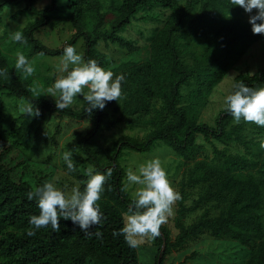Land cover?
I'll return each mask as SVG.
<instances>
[{"label": "trees", "instance_id": "trees-1", "mask_svg": "<svg viewBox=\"0 0 264 264\" xmlns=\"http://www.w3.org/2000/svg\"><path fill=\"white\" fill-rule=\"evenodd\" d=\"M194 1L199 3V9L192 16ZM84 2L82 0L81 4ZM32 3L33 0H0V7L6 5L15 8L25 4L23 9L15 12V17L24 16L27 21L24 31H28L24 35L28 44L17 45L25 46L31 56L47 53L62 55L64 47L50 50L34 38V33L44 24L39 17L48 20V16H45V11L35 10ZM85 4L83 9L77 11L74 19L76 35L68 43L75 46L82 38L85 59L94 58L105 68L116 61L117 54H107L99 48L101 39L109 44H121L127 55L133 57L142 54V51H135L144 45L149 46L148 56L143 61L128 69L114 71L126 74L123 86L126 95L119 103L110 101L104 110H97L91 116L92 128L78 146L85 158L77 159L75 170H69L82 189L87 180V174L79 172L82 164L86 163L89 167L94 165L97 170L116 165L99 201L106 219L102 225L93 228V231H101L103 236H84L71 220H61L59 231L54 232L49 226L38 230L34 236L27 235L31 227L28 220L39 213L35 200L29 201L27 193L39 183L33 186L28 181L13 179V170L7 167L8 162L4 158L10 148L2 140L3 122L0 120V232L8 227H14L17 232L0 241L1 245L14 251L10 253L11 261L0 264H139L136 249L130 248L123 236H112V231L121 226L122 213L127 211L131 202L125 187V170L119 159L124 150L148 154L154 149H170L186 162H195L192 168L184 172L185 178L182 177L177 183L182 199L177 201L175 226L178 234L175 240H171L170 230L164 225L160 229L161 235L152 240L158 249H162V256L156 259L155 264H162L164 257L172 250L183 249L186 243L203 235L238 242L250 250L246 264H264V156L242 155L235 151L240 146L247 151L250 142L257 145L244 138V122L236 124L223 111L212 126L199 119L192 103L190 106H180L183 88L193 86L189 96L191 100L199 101L196 105L210 99L209 94L228 76L227 70L233 57L244 52L247 42L239 40L243 39V34L248 35L249 27L239 21L242 10L231 8L230 0H186L184 6H177V0H87ZM53 9L54 0L47 7V10ZM105 9L117 10L118 15L109 24L108 34L102 37L98 26L107 12ZM162 13L167 14L165 18ZM121 15L124 19L119 21ZM145 18L152 20L151 25L157 23L162 27L139 30L140 35H145L141 37L145 40L141 47L128 44L126 39L119 36V28L130 26L132 22L144 24ZM186 18L189 21L185 32L192 38L202 39L204 49L202 58H194L190 66H185L178 56V50L183 49L180 44L169 38V33L176 31ZM5 56L0 55V67H7ZM236 77L251 86L264 84V71L252 75L238 74ZM0 94L26 103H36L40 109L59 118L75 121L90 119L83 110L85 106L78 111L71 108L59 110L54 103L34 97L10 71L9 75L0 77ZM157 99L161 100V111L165 113V118L160 120H157L159 114L153 112ZM115 105L119 117L111 120L109 110ZM151 112L154 113L153 127L144 138L124 135L109 152L103 153L105 156L94 148L93 144L101 131L120 123L131 128L145 126L148 121L145 116ZM22 118L24 121L28 119L26 115ZM198 136L210 143L214 140L225 145L221 152L214 147L212 162L197 159L198 151L203 148L195 143ZM194 189L198 191V198L187 207L185 202ZM241 206L244 208L243 214ZM247 206L250 211L246 209ZM199 212L201 214L189 225L182 223L188 215Z\"/></svg>", "mask_w": 264, "mask_h": 264}, {"label": "rangeland", "instance_id": "rangeland-1", "mask_svg": "<svg viewBox=\"0 0 264 264\" xmlns=\"http://www.w3.org/2000/svg\"><path fill=\"white\" fill-rule=\"evenodd\" d=\"M53 0H33V8L37 11H45V16H48L46 20L43 16L39 17V21H43L44 24L34 33V38L38 39L40 43L50 50H58L63 48L66 44L72 41L76 35L74 27V19L77 16V11L83 9L87 0H84V4H81L82 0H54V9L47 10ZM199 2V0H198ZM186 0H177V6H184ZM194 12L192 16L199 9V3L194 1ZM25 7V4H21L18 7L9 8V20L5 23L4 18H0V55H7L6 63L8 70L17 77L34 97L42 98L54 103V99L50 95L46 94V88L51 85L55 78V72L57 65L62 60V55L59 54H44L43 56H31L25 46L20 47L10 38L9 30H22L26 35L27 31H24L27 27V21L24 16H16L15 12ZM175 9V5L173 7ZM106 10V9H105ZM107 11V10H106ZM256 10L253 9V13ZM163 15L165 13H162ZM117 10L107 11L102 19L101 24L98 26V31L102 37L108 34L107 29L109 24L114 21L117 17ZM167 15V14H166ZM163 16V18L166 17ZM122 16V15H121ZM191 16V17H192ZM249 14L244 10L239 16V21L248 23ZM34 18H32L33 20ZM124 18L119 19L122 21ZM139 19V18H137ZM141 19V18H140ZM136 21V20H135ZM189 19H185L184 23L174 32L169 33L170 40L175 41L183 49L178 50V56L182 59L185 66H190L194 63V58H202L204 49L202 39H196L190 37L186 31V25ZM152 20L144 19V24L139 22H132L130 26L126 25L123 29L119 28V36L122 39H126L127 43L138 44L140 46L144 44L145 40L141 37L139 30L142 31L144 28L148 31L153 27H162V24L157 23L151 25ZM9 29V30H8ZM135 40L136 43L132 40ZM108 43V46L106 44ZM75 47L78 52L83 54L84 42L82 38L78 39ZM248 47L244 53L246 55H235L231 60V65L227 70V75L238 74H253L260 68H264V52L260 47L255 46ZM99 48L107 54H117L118 58L111 64L107 69L114 71H121L128 69L129 66L143 61L147 58L149 53V46H143L142 49L135 51H142L141 56H131L126 53V50L121 47V44H109L108 41L103 39L99 42ZM19 49L28 56L33 66L35 67V73L27 78H24L19 71L15 70V52ZM145 57V58H144ZM226 75V76H227ZM234 80L228 76L209 94L210 99H205L199 105H196L198 100H191L189 96L190 88L182 89V102L180 106H190L191 103L194 105V113L199 117L200 120L207 122L214 126L215 119L219 114L224 111L223 97L231 90V85ZM2 103H0V120L3 122L2 127V140L5 142V146L10 148L9 154L4 158L8 162V168L13 170V179H21L28 181L34 186L36 183H40L53 176L58 177V183L60 185L67 184L69 190L72 186L80 184L74 175L69 173L65 162L62 159L61 153L69 148L73 151L74 163L78 160H82L85 156L79 151L78 146L80 145L81 139L90 132L92 128V118H88L83 121H75L68 118H59L54 114L47 113L40 109L41 115L39 117H33L31 119L23 120L22 116L24 113L19 111V105L26 103L23 100H17L16 98H8L0 94ZM78 99L74 100L73 104L69 107L72 110H81L84 105L82 101L83 97L78 94ZM81 99V100H80ZM161 100L157 99L154 101L153 112L158 113L160 120L165 118V113L161 111ZM146 115L147 125L145 126H134L120 123L107 130H103L100 133V137L93 144L94 148L99 149L102 154L109 152V149L113 147L118 139L124 135L132 137L144 138L145 134L149 131L152 126L154 119H152L154 113ZM110 119L115 120L119 117V113L116 111V105L109 110ZM143 115V114H142ZM242 123V122H241ZM243 134L245 139L252 140L257 143L254 145L250 142L247 147V151L243 146H240L237 153L242 155H255L264 156V148L261 147V141H264V127H257L255 124L245 123ZM213 143L200 138H196L195 143L198 146H202L197 153L198 160H207L212 162L214 159L213 149L217 148L219 152L224 149L225 145L212 140ZM198 149V148H197ZM196 150V149H195ZM103 154V156H105ZM108 156V155H106ZM153 156H159L166 164L170 179L173 181L174 186L177 187L178 181L183 177L185 178L184 172L186 173L195 162L189 163L185 160L177 157V155L170 149H157L153 150L148 154H137L128 150H124L121 158L119 159L121 166L125 172L129 166L136 167L143 163L146 159ZM89 165L84 163L80 166L79 172L81 174H87L86 169ZM256 176V175H254ZM194 179V178H193ZM197 178H195L196 180ZM42 180V181H39ZM193 180V181H195ZM127 181L125 178V185ZM135 186H132L134 188ZM132 188H126L128 197L132 199ZM188 190V189H187ZM197 190L194 189L188 199L186 200L185 206H190L193 200H197ZM99 203V202H98ZM100 204V203H99ZM101 206V205H100ZM178 204L177 201L173 205V214L169 218L168 222L164 224L166 228L170 230V238L172 241L175 240L178 229L175 226V217ZM249 210V207H246ZM244 208L240 207V211L243 214ZM250 211V210H249ZM199 214L188 215L182 223L189 225L194 218H197ZM11 233H17L14 227H8L7 229L0 232V241ZM138 256L139 264H155L156 259L162 256V249H158L152 241H148L142 244L139 248H135ZM10 253L14 251L9 250L7 247L0 244V262L11 261ZM250 250L242 246L238 242L227 239H217L212 236L203 235L195 239V241H189L186 243L183 249L172 250L169 254L164 257L162 264H246L249 258Z\"/></svg>", "mask_w": 264, "mask_h": 264}, {"label": "clouds", "instance_id": "clouds-1", "mask_svg": "<svg viewBox=\"0 0 264 264\" xmlns=\"http://www.w3.org/2000/svg\"><path fill=\"white\" fill-rule=\"evenodd\" d=\"M232 7L240 8L249 14L248 35L243 34L239 41L250 46L260 47L264 52V0H230ZM253 9L256 11L253 13ZM0 18L6 23L9 20V8L0 7ZM9 30V29H8ZM10 38L17 44L27 45L28 41L22 30H9ZM240 48V47H239ZM242 53L246 55V53ZM240 53V55H242ZM239 55V56H240ZM15 70L24 78L35 73L31 59L23 51L15 52ZM264 71L260 68L254 73ZM253 73V74H254ZM247 74V73H245ZM249 74V73H248ZM9 75L7 67H0V77ZM234 82L231 90L223 97L224 111L230 115L236 124L251 123L264 127V84L251 86L243 80H237L235 75H228ZM126 74L115 73L105 68L94 58L85 59L73 44H66L62 52V60L57 65L55 78L46 88V94L55 102L56 109L69 108L78 94L83 97L84 112L91 117L97 110H104L110 101H119L126 95L124 84ZM81 100V99H80ZM19 111L28 119L39 117L40 108L31 101L19 105ZM264 148V141H261ZM67 169L75 170L72 149L61 153ZM116 165L97 170L93 165L86 169L87 180L81 189L67 184L60 185L58 177L53 176L42 181L27 193L29 201L35 200L39 209L28 220L31 226L28 236L36 235L40 229L51 227L60 230L61 220H71L84 236L102 238L101 231H93L106 219L104 211L98 203L102 199L107 181L112 177ZM126 188H132V199L127 211L122 213L119 228L112 231L113 237L123 236L130 248H139L142 244L155 240L161 235V226L166 224L173 214V205L182 199V194L176 189L170 179L168 168L159 156L146 159L136 167L129 166L125 172Z\"/></svg>", "mask_w": 264, "mask_h": 264}]
</instances>
